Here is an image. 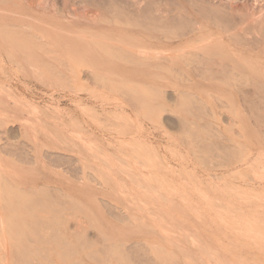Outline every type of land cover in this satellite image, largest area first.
Here are the masks:
<instances>
[{"label":"rangeland","instance_id":"rangeland-1","mask_svg":"<svg viewBox=\"0 0 264 264\" xmlns=\"http://www.w3.org/2000/svg\"><path fill=\"white\" fill-rule=\"evenodd\" d=\"M218 1L67 0L107 13L24 49L0 20V264H264V91L204 54Z\"/></svg>","mask_w":264,"mask_h":264},{"label":"bare ground","instance_id":"bare-ground-1","mask_svg":"<svg viewBox=\"0 0 264 264\" xmlns=\"http://www.w3.org/2000/svg\"><path fill=\"white\" fill-rule=\"evenodd\" d=\"M21 2L18 3L17 0H0V3H7L10 4V7H8V9L6 10H2L0 7V20L4 19V17H6L5 15L8 14L11 17V24L9 27L13 28L7 31V33L10 32H15V33H19L18 31H20L23 36L26 37H22L23 39H27L25 40V42L21 45V48L24 49V47H28L27 45H36L38 46V44L36 43V41L38 39L41 40H45L47 39L48 43H54L57 42L58 44L61 43V41L59 42V38H61V35L63 36V34H72L75 33V31H79V29H74V25L73 27L66 25L67 28L63 29L62 28V24H63V19H67L69 16L71 18H75L73 19L75 22V24L79 23L81 21H86V22H93L96 20V18L101 17V16H105V11L103 10V13H101V11L98 10V13L100 15H98L95 11L91 12L90 15H88V13L85 14L86 11V7H81L79 9L77 8H73L71 7L69 4H67V0H64V3L62 5V8L58 11L56 7V3L54 0H20ZM86 1V0H85ZM138 0H133V4L135 2H137ZM63 2V1H62ZM70 2V1H69ZM125 2V0H124ZM131 2V1H130ZM218 2H221V6L224 10H227V15L230 16V21L224 25L218 26V24L216 25L217 30H215V32H213V34L208 33L205 38H203V51L205 55H209L212 57H220L219 59V63H217L218 65L220 63H222L223 61L225 62H229L233 65L230 64L231 68L229 71H231L232 69V77L230 76V72H228L229 77L232 78H237V79H241L244 77H247L248 80H251V85H253V81L256 82L254 83L255 86H259L258 88H262L264 91V0H220ZM216 4V3H215ZM88 5V4H87ZM121 5V4H120ZM208 5V4H207ZM213 5V4H212ZM130 6V5H129ZM139 6V5H138ZM217 6V5H216ZM120 7V6H119ZM132 7V6H130ZM121 8V7H120ZM194 8V7H193ZM201 8V7H200ZM118 9V8H117ZM146 9V8H145ZM152 9V8H151ZM217 9V8H216ZM219 9V8H218ZM109 10V9H108ZM203 10V9H202ZM201 10V11H202ZM206 10V9H205ZM222 10V9H221ZM110 11V10H109ZM139 11V10H138ZM208 11V10H207ZM213 11V10H212ZM31 12V20H26V19H22L21 22L19 23L20 19L19 18H26L29 17L30 15H28L27 13ZM32 12L34 14H36L35 16H33ZM123 11H115V9H113L112 11V19L113 21H116L118 18L123 17L122 13ZM200 12V11H199ZM59 13V14H58ZM134 13V12H133ZM136 13V12H135ZM216 13V12H215ZM214 13V14H215ZM68 14V15H67ZM141 14V13H140ZM142 15V14H141ZM146 15V14H145ZM204 15V14H203ZM213 15V14H212ZM226 15V16H227ZM68 16V17H67ZM128 16V15H127ZM218 16V15H217ZM220 16V15H219ZM43 17H45V19H43ZM129 17V16H128ZM138 17V16H137ZM149 17V16H148ZM225 17V16H224ZM212 18V17H211ZM219 18V17H218ZM227 18V17H226ZM99 19V18H98ZM144 19V17H143ZM152 19V18H151ZM205 19V18H204ZM224 19V18H223ZM63 20V21H62ZM206 20V19H205ZM218 19H216L217 21ZM104 21V20H103ZM125 21V19H124ZM132 21V20H131ZM16 22H18V24H15ZM32 22V23H31ZM69 22V21H68ZM100 22V21H99ZM109 22V21H107ZM219 22V21H218ZM111 24V23H110ZM131 24V23H128ZM127 24V25H128ZM133 24V23H132ZM192 24V23H191ZM146 25V24H145ZM143 26V24H142ZM190 26V25H189ZM215 26V25H214ZM202 27V26H201ZM28 28V29H25ZM114 29V28H113ZM117 29V30H116ZM115 30L119 33V35H123V31L124 32H130L131 30H129L128 28L123 29V28H116ZM4 30V29H3ZM203 30V28H202ZM201 30V31H202ZM206 30V29H204ZM2 31V30H1ZM83 31V30H81ZM86 31V30H85ZM84 31V32H85ZM195 31V30H194ZM93 32V31H92ZM102 32V31H101ZM114 32V31H113ZM209 32V31H208ZM4 33V32H2ZM115 33V32H114ZM5 34V33H4ZM2 34V35H4ZM98 34V33H97ZM101 35L103 33H100ZM99 34V35H100ZM9 35H11V33H9ZM87 35V34H86ZM116 35V34H115ZM22 36V35H21ZM104 36V35H103ZM102 36V37H103ZM9 37V36H8ZM11 37V36H10ZM97 37V36H95ZM99 37V36H98ZM203 37V36H202ZM1 38V37H0ZM6 38V35H5ZM20 38V36H19ZM8 39V38H7ZM135 39V38H134ZM227 40V42H225L224 40ZM36 40V41H35ZM115 40V38L113 39ZM202 40V39H201ZM1 41V40H0ZM4 41V38H3ZM8 41V40H7ZM16 41V39H15ZM69 41V40H68ZM215 41L214 43H211ZM2 42V41H1ZM19 42V41H18ZM42 42V41H40ZM90 42V41H89ZM140 40H137L135 43H131L129 44L126 43L127 45L129 44L130 47H137L140 48L142 47L140 45ZM85 43V42H84ZM95 41H91L88 45L89 49L93 48L95 46ZM115 43V42H113ZM125 43V42H124ZM4 44H6V42H4ZM63 44V43H61ZM62 47H64L63 51L65 50V48L67 49V55H68V50L72 49V46H68L67 44L64 46L61 45ZM44 46L46 45L45 43L43 44ZM53 45V44H52ZM87 45V44H86ZM103 45V44H102ZM213 45V46H212ZM7 46V45H5ZM17 46V45H16ZM54 46V45H53ZM52 46V47H53ZM199 46V45H198ZM10 47V45H9ZM30 47V46H29ZM32 47V46H31ZM43 47V46H42ZM51 47V46H50ZM86 47V46H85ZM87 47V48H88ZM96 47L98 48H102V46L97 42ZM121 47V46H120ZM8 48V47H7ZM14 48V47H13ZM17 48V47H16ZM20 48V47H19ZM84 48V46H83ZM105 48V46H104ZM123 48V47H122ZM136 48V49H137ZM15 49V48H14ZM27 49V48H26ZM39 49V48H37ZM36 49V50H37ZM61 49V48H58ZM77 49V48H76ZM82 49V48H81ZM97 49V48H96ZM103 49V48H102ZM120 49V48H117ZM125 49V48H124ZM127 49V48H126ZM5 50V49H4ZM7 50V49H6ZM9 50V49H8ZM12 50V49H11ZM9 50V51H11ZM18 50V48L16 49V51ZM32 50V51H30ZM33 48H29L26 51H30L33 52ZM114 50V49H113ZM112 50V51H113ZM202 50V49H201ZM200 50V51H201ZM1 51V50H0ZM52 51V50H51ZM57 51V50H56ZM55 51V52H56ZM83 51V50H82ZM90 51V50H89ZM127 51V50H126ZM87 52V51H85ZM122 52V51H121ZM140 52H142L140 50ZM11 53V52H9ZM25 53V52H24ZM37 53V52H36ZM73 53V52H72ZM190 53V52H189ZM13 54V52L11 53ZM22 54V53H21ZM203 54V53H202ZM203 54V55H204ZM225 54V55H223ZM26 55H28L26 53ZM191 57V56H190ZM203 57V56H202ZM27 58V57H26ZM206 60L207 58L204 57ZM27 60V59H26ZM215 60V59H214ZM217 60V59H216ZM23 61V60H22ZM198 62V61H197ZM207 65H208V61ZM211 63V62H210ZM72 64V63H70ZM77 64V63H76ZM198 64V63H197ZM212 64V63H211ZM204 65V64H203ZM213 65V64H212ZM229 66V64H227ZM71 66V65H70ZM73 67V65H72ZM71 67V69H72ZM75 67V66H74ZM204 67V66H203ZM218 67V66H217ZM216 68V67H215ZM223 68V66L221 67ZM225 68V67H224ZM227 68V67H226ZM219 72L221 73L220 69H218ZM228 71V70H226ZM202 72V71H201ZM218 72V73H219ZM204 73V72H203ZM224 73V72H223ZM210 74V73H209ZM222 74V73H221ZM227 74V72H226ZM201 75V74H200ZM239 77H238V76ZM209 77V76H208ZM219 77V76H218ZM206 81H209V78H204ZM229 80V81H231ZM236 80V79H235ZM214 81V79H213ZM223 81V80H221ZM239 81V80H237ZM236 81V82H237ZM241 81V80H240ZM248 82V81H247ZM242 84V83H241ZM232 85V84H231ZM226 86V85H225ZM230 89V88H229ZM234 89V86H233ZM255 89V88H254ZM261 90V89H260ZM230 94L233 95L234 93L232 91H227L226 89H224L223 87H219L218 88V94H226L227 95ZM252 93V92H251ZM257 93V92H256ZM2 96V95H1ZM222 96V95H221ZM236 95H233V97ZM1 98V97H0ZM214 98V97H213ZM216 98V96H215ZM210 99V98H209ZM211 100V99H210ZM213 101V100H212ZM231 102V101H230ZM262 103V102H261ZM210 105V104H209ZM236 105V104H235ZM205 107V106H204ZM224 109V108H223ZM187 110V109H186ZM206 110V109H205ZM207 111V110H206ZM240 111V110H239ZM253 111V110H252ZM230 112V111H229ZM237 112V111H236ZM235 112V113H236ZM193 113V112H192ZM233 113V115L235 114ZM232 114V113H231ZM241 114V113H240ZM251 114V113H250ZM258 114V113H257ZM229 115V114H228ZM242 115V114H241ZM232 116V115H231ZM236 116V115H235ZM258 116V115H257ZM234 120V119H233ZM255 122V121H254ZM254 124V123H253ZM258 124V123H257ZM232 125V124H231ZM261 125V124H260ZM253 126V125H252ZM242 127V126H241ZM262 127V126H261ZM254 128V127H253ZM238 129V128H237ZM140 146V145H139ZM141 147V146H140ZM142 148V147H141ZM140 150V149H139ZM139 152H143V151H139ZM246 198V197H245ZM1 199V197H0ZM8 199V198H6ZM5 199V201H7ZM215 199V198H214ZM207 200V199H206ZM4 201V200H3ZM243 201V200H242ZM241 201V202H242ZM247 202V201H246ZM215 203V202H214ZM9 205H11L10 202H8ZM7 205V204H6ZM8 205V206H9ZM250 206V205H249ZM9 208V207H8ZM249 209V208H248ZM12 210V209H11ZM9 212V210H6ZM5 211V213H6ZM14 211V210H12ZM17 211V210H16ZM198 211V210H197ZM247 211V210H245ZM244 211V212H245ZM15 212V211H14ZM242 213V212H241ZM8 214V213H7ZM13 214V212H12ZM17 217H19V215H16ZM22 216V215H21ZM153 216V215H152ZM228 216V215H227ZM239 216V215H238ZM12 217V215H11ZM14 217V216H13ZM12 217V218H13ZM241 217V216H240ZM251 217V216H250ZM9 218V217H7ZM20 218V217H19ZM19 218L17 220H19ZM259 218V217H258ZM10 219V218H9ZM15 220V218H13ZM263 219V218H262ZM5 220V219H4ZM8 220V219H7ZM5 220V221H7ZM16 220V222H17ZM24 220V219H23ZM250 220V219H249ZM248 220V222H249ZM256 220V218H255ZM22 222V220H19ZM26 221V220H25ZM24 221V222H25ZM240 221V220H239ZM254 221V219H252V222ZM15 222V223H16ZM243 222V221H242ZM245 222H247L245 220ZM247 222V223H248ZM256 222V221H255ZM8 223V222H7ZM10 223V222H9ZM19 223V222H18ZM215 223V222H214ZM4 224V223H3ZM6 224V222H5ZM14 226V224H12ZM17 225V224H16ZM31 224H29L30 226ZM34 225V224H33ZM247 225V224H245ZM6 226V225H4ZM3 226V227H4ZM8 226V224H7ZM11 226V225H10ZM11 226V229L12 227ZM22 226V224H21ZM32 226V225H31ZM35 226V225H34ZM249 226V225H247ZM2 227V226H1ZM17 227V226H16ZM19 227V226H18ZM17 227V228H18ZM28 227V226H27ZM39 227V226H38ZM258 227V226H257ZM7 228V227H6ZM14 228V227H13ZM21 229V227H19ZM23 229L26 230V228H24V225L22 227ZM34 228V227H33ZM36 228V226H35ZM44 228V227H43ZM5 229V227H4ZM20 230V231H23ZM39 229V228H38ZM53 229V228H52ZM247 229V228H246ZM17 230V229H16ZM31 230V229H30ZM29 230V231H30ZM38 231V230H36ZM42 231V230H41ZM19 232V229L17 230V234ZM26 234L28 235V237L30 236L28 231L26 230ZM32 233V232H31ZM37 233V232H36ZM45 233V232H44ZM15 234V233H14ZM16 234V235H17ZM20 234V232H19ZM39 234V233H38ZM41 234V233H40ZM15 235V236H16ZM22 235V234H21ZM26 235V236H27ZM36 235V234H35ZM259 235V234H258ZM1 236V235H0ZM20 236V235H17ZM34 236V235H33ZM32 236V237H33ZM41 236H43L41 234ZM256 236V235H255ZM262 236V235H261ZM14 237V236H13ZM16 238V237H15ZM19 237H17L16 239L18 240ZM23 238V236L21 237ZM19 238V239H21ZM25 238V236H24ZM24 238L22 240H20L19 243H21L22 241H26L24 240ZM42 239L44 237H41ZM51 239V238H50ZM34 241V240H33ZM38 241V240H37ZM53 241V240H52ZM264 241V240H263ZM16 242V240H15ZM39 242V241H38ZM54 242V241H53ZM59 242V241H58ZM65 242V240H64ZM63 242V244H65ZM23 243V242H22ZM34 243V242H33ZM41 243V242H40ZM1 244V243H0ZM27 244V243H26ZM264 244V243H262ZM15 245V244H14ZM18 245V244H17ZM14 246L15 248L17 247ZM21 245H25L21 244ZM43 245V244H42ZM49 245V244H48ZM20 246V245H19ZM28 246V245H25ZM35 246V245H34ZM72 246V245H71ZM6 247V246H5ZM29 247V246H28ZM45 248V246H42ZM59 247V246H58ZM264 249V245L262 246ZM19 248L22 249V246H20ZM31 248V247H30ZM37 248V247H36ZM41 248V247H40ZM42 248V249H44ZM60 248V247H59ZM4 249V248H3ZM14 249V248H13ZM18 249V247L16 248ZM14 249V250H16ZM33 249V248H32ZM47 249V248H45ZM66 249V248H65ZM14 250H12L14 252ZM38 250V249H37ZM11 251V252H12ZM19 251V250H18ZM25 251L27 252L28 250L25 249ZM34 251V250H32ZM45 251V250H44ZM74 251V250H73ZM72 251V252H73ZM21 252V251H19ZM24 252V251H23ZM24 252V254L26 253ZM29 252V251H28ZM37 252V251H36ZM40 252V250H39ZM42 252V251H41ZM49 252V251H48ZM70 252V251H69ZM22 253V252H21ZM30 253V252H29ZM45 253V252H44ZM71 253V252H70ZM36 254V253H34ZM75 254V253H74ZM26 255V254H25ZM33 255V253H32ZM42 255V254H40ZM47 255V254H46ZM57 255V254H56ZM118 255V254H115ZM113 254V257L115 256ZM4 256V255H3ZM20 256V255H19ZM29 256V255H27ZM94 256V255H93ZM22 257V256H21ZM48 257V256H47ZM96 257V256H95ZM94 257V258H95ZM117 257V256H116ZM20 258V257H19ZM35 258V257H34ZM118 258V257H117ZM5 259V258H4ZM67 257L66 260L64 262H68L67 261ZM71 259V257H70ZM104 259V258H103ZM217 259V258H216ZM16 260V259H15ZM49 260V259H48ZM74 260V259H72ZM113 260V259H112ZM119 260V258H118ZM3 261V260H2ZM20 261V260H19ZM43 261V260H42ZM50 261V260H49ZM60 261H63V258H61ZM99 261V260H98ZM24 262V261H22ZM63 262V263H64ZM75 262V261H74ZM74 262H72L74 264ZM97 262V261H96ZM216 262V261H215ZM18 263V262H17ZM25 263V262H24ZM27 263V261H26ZM35 263V262H34ZM76 263V262H75ZM221 263V262H220ZM229 263V262H228ZM254 263V262H253ZM2 264V263H1ZM19 264V263H18ZM32 264V263H31ZM109 264V263H108ZM219 264V263H218Z\"/></svg>","mask_w":264,"mask_h":264}]
</instances>
